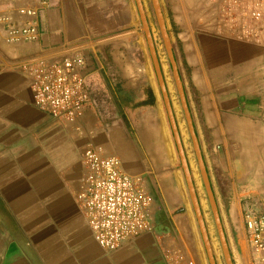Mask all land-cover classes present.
Listing matches in <instances>:
<instances>
[{
    "label": "crops",
    "instance_id": "crops-1",
    "mask_svg": "<svg viewBox=\"0 0 264 264\" xmlns=\"http://www.w3.org/2000/svg\"><path fill=\"white\" fill-rule=\"evenodd\" d=\"M47 1L35 20L39 40L13 44L9 27L30 21L19 10L36 0H0V264H168L173 241L155 229L116 252L102 250L78 200L89 147L142 177L154 198L179 177L153 61L139 51L134 63L129 42L125 49L131 0ZM259 3L173 0L171 7L174 55L235 264H251L244 212L264 214V19L251 17ZM74 52L90 60L99 107L70 125L34 107L29 64ZM162 69L176 115L171 72ZM150 214L156 219L155 204ZM249 248L258 264L263 256Z\"/></svg>",
    "mask_w": 264,
    "mask_h": 264
},
{
    "label": "built area",
    "instance_id": "built-area-1",
    "mask_svg": "<svg viewBox=\"0 0 264 264\" xmlns=\"http://www.w3.org/2000/svg\"><path fill=\"white\" fill-rule=\"evenodd\" d=\"M49 7L47 0H36L34 6L22 8L20 15L28 22L9 27L13 44L36 42L40 38L35 22ZM251 17L264 19V4L259 3ZM30 77L34 107L55 120L74 125L85 117L89 108L96 109L89 77L92 73L89 58L74 52L61 59L39 58L31 62ZM87 168L84 191L79 195L93 239L108 252H116L128 242L154 230L150 214L154 197L142 177L125 172L121 161L105 157L100 149L89 147L83 154ZM248 236L253 247L264 252V214L249 209L244 214ZM168 264H196L186 252L171 251Z\"/></svg>",
    "mask_w": 264,
    "mask_h": 264
},
{
    "label": "rangeland",
    "instance_id": "rangeland-1",
    "mask_svg": "<svg viewBox=\"0 0 264 264\" xmlns=\"http://www.w3.org/2000/svg\"><path fill=\"white\" fill-rule=\"evenodd\" d=\"M160 1L163 7L169 32L173 33L174 27L172 25V13H171L173 0H160ZM143 2L146 8L147 16L149 19V23L151 26V30L153 33L154 41L156 44V48L158 51L161 64L164 66L165 70L168 71V74H170L171 72V75L170 77H168V80L170 87L172 88V92H174V96H175L174 102L176 109V117L180 127V132L183 138V144L185 147V151L187 153L188 161L191 167L193 179L195 182V186L197 189L203 214L206 220L216 261L217 264H226L218 231L209 204L208 196L199 170L197 157L189 134L186 117L175 89V84H176L175 79L172 75L171 64L165 49L160 28L158 26L157 18L153 8V3L152 0H143ZM131 3H132V13L128 14L126 18L128 26L125 28V32H124L125 42H126L125 49L126 51L128 50L127 46L129 42L130 47L132 49L131 51L132 61L134 63L139 64L138 63L139 60L138 61L136 60L135 55L139 51H142L146 56L149 66L153 67L146 36L142 30L143 26L136 6V2L135 0H131ZM155 80H156L155 82H157L156 77ZM156 85H158V83ZM144 102L146 103V105L147 104L150 105L151 103V101L146 96H144ZM146 107L150 108L151 106H146ZM135 109L136 111L137 110L140 111L143 108L142 106H136ZM165 123L169 128L171 127L168 117L165 119ZM175 156L178 162L177 166L179 168L178 179L176 178L170 179L166 187L163 188L162 194L156 189L154 190V194H155L154 204L156 206V216H155L156 219L152 218L154 222V229L157 232L161 231L165 234L166 233L170 234L171 239L173 241L171 251L178 250L188 253L193 258L196 264H210L202 240L200 229L198 226L197 218L190 199L188 187L186 184L184 172L182 170L181 161L177 148L175 149ZM213 180H214V187L217 189L216 181L214 178ZM224 204H226V202H224ZM244 214H243V220H244ZM246 233H247L248 241H246L245 251H246L247 259L249 258V263L251 261V264H255V261L254 260L252 261V254L249 248L250 246L252 252L253 251L259 252L263 256L261 259H259L257 263L264 264V252L258 251L253 247V244L248 236L247 230ZM238 235L239 234L237 233L232 234L231 240H232L233 252L235 253L236 257L239 256L241 257L242 256L241 246L237 244L238 241L236 242V239L238 240Z\"/></svg>",
    "mask_w": 264,
    "mask_h": 264
},
{
    "label": "water",
    "instance_id": "water-1",
    "mask_svg": "<svg viewBox=\"0 0 264 264\" xmlns=\"http://www.w3.org/2000/svg\"><path fill=\"white\" fill-rule=\"evenodd\" d=\"M135 2H136V6H137V9H138V12L140 15V19H141V23L143 26L142 30L146 36L150 56H151L152 61H153V65L155 68V72L157 75L159 86L161 88L162 96H163L164 103L166 106V110L168 113L169 122H170L171 129L173 132L174 140H175V143L177 146L178 154L180 157L182 170L184 172V176H185L186 184L188 187L190 199H191L193 209H194V212H195V215L197 218L198 226H199L200 233L202 236V240H203V243H204V246L206 249L208 260H209L210 264H217L216 257L214 254V250H213L212 243H211V239H210V235L208 232L206 220H205V217L203 214V210L201 207V203H200L199 196L197 193V189L195 186V182L193 179L191 167H190V164L188 161L187 153L185 151L183 139H182L181 132L179 129V125H178V122L176 119L175 111H174L173 104H172V101L170 98L167 83H166V80L164 77L161 61H160V58L158 55V51H157L156 44L154 41L153 33H152L151 26L149 23V19L147 16L146 8H145L143 0H135ZM152 3H153V8L155 11L156 18H157L158 26L160 28V32L162 35V39H163V42L165 45V49H166V52H167V55H168V58H169V61H170V64H171V67L173 70V76L175 79V83H176L177 91L179 94L181 106H182V109H183L185 117H186L189 134H190V137H191V140L193 143L194 151H195L197 161H198L199 170H200V173L202 176L203 184H204L207 196H208L209 204H210L212 214L214 217V221H215V225H216V228L218 231V235H219L220 243L222 246V251H223L224 258H225V262H226V264H235L233 257H232L229 242H228L225 230H224V226L222 223V219H221L219 207L217 204V200L215 198V194H214V191L212 188L209 173H208L206 163H205V160L203 157L199 138H198L197 133H196L193 118H192L190 108L188 105V101L186 98L184 84H183V81L181 79L180 72L178 69V65L176 62V58L174 55L173 44H172L171 36H170L169 30L167 27V22H166V18L164 15L163 7H162L160 0H152Z\"/></svg>",
    "mask_w": 264,
    "mask_h": 264
}]
</instances>
